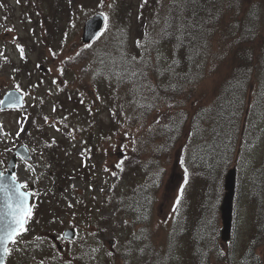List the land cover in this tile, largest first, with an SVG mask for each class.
<instances>
[{"label":"trees","instance_id":"1","mask_svg":"<svg viewBox=\"0 0 264 264\" xmlns=\"http://www.w3.org/2000/svg\"><path fill=\"white\" fill-rule=\"evenodd\" d=\"M51 2L57 22L60 18L62 23L56 39L60 44L66 43L65 52L67 45L72 44L67 29L73 17L82 9L92 12L96 8L93 2L99 0ZM87 3L93 7L85 8ZM225 3L226 0H199L197 19L209 14L219 18L205 25L208 31L197 40L187 33L182 41L175 36L159 35L171 7L170 0H166L149 7L150 14L144 16L147 23L131 47L126 27L116 24V28L106 32L111 33L109 39L99 43L104 31L92 43L98 44L97 56H92L89 45L82 47L79 55L63 61L66 69L91 59L95 65L92 80H78L82 94L77 89L74 95L66 88V102L71 103V108L56 107L52 113V119L61 126L59 137L51 138L50 144L45 145L47 151L39 147L33 152L36 162L46 161L50 170L40 171L47 175L51 185L37 186L32 192L31 205L35 207L26 226L27 249L24 251L19 243L16 248L20 251L14 248L6 264H76L81 260L78 254L64 256L53 243L52 235L61 233L68 224L73 225L69 219L73 211L60 201L58 191L66 189L72 180L92 182L97 171L95 159L99 162L112 158L119 145L125 147L116 161L126 157L123 171L114 167L116 181L101 204L114 207L118 218L128 222V237L119 247L127 260L128 254H133L129 264L136 263L142 255L141 248L145 249L146 264H213L212 260L221 252L218 204L224 193V175L231 167L236 170V190L245 195L251 208L242 245L234 250V255H238L236 264L262 263L257 253L264 246V0H244L231 8L225 7ZM252 14L254 34L249 35L253 30ZM185 15L190 17L191 12ZM146 31L156 43L145 42ZM137 40L145 42V47L138 48ZM132 57L137 62L126 63ZM169 66H173L175 74ZM132 71H137V76L129 78ZM88 92L100 99L91 98ZM101 113L107 114L105 121H100ZM74 118L82 124L71 125L69 121ZM20 142L14 140L15 144ZM2 147L1 154L10 155L13 151L8 142L0 143ZM5 148L11 151L6 152ZM181 156L189 171V182L180 213L173 220L170 238L152 247L145 229L133 234V227L147 226L154 194L171 165L184 176ZM28 175L37 179L30 170ZM118 182L126 185L122 191ZM80 211L83 213L84 209ZM83 215L90 223V215ZM143 215L147 219H138ZM173 235L176 251L173 258L165 260ZM224 259L229 264L227 257Z\"/></svg>","mask_w":264,"mask_h":264},{"label":"rangeland","instance_id":"2","mask_svg":"<svg viewBox=\"0 0 264 264\" xmlns=\"http://www.w3.org/2000/svg\"><path fill=\"white\" fill-rule=\"evenodd\" d=\"M163 1L165 3L166 0H162V4ZM93 3L98 8L99 2ZM104 4L102 10L111 16H109L110 27L108 30L114 29L113 26L116 24H123L126 27L130 47L144 29V23H147L144 16L150 14L149 7L158 5L156 0H148V3L142 9L140 8L141 0H104ZM109 4H114L113 8L109 9L107 7ZM0 5H2L0 6V51L3 52V56L0 57V100L4 93L10 89H17V87L24 94L25 99V106L21 113L18 111L0 113V124L3 125L4 131L8 134L2 136V138L8 141L22 139L29 145L31 159L27 164L22 161L18 162L16 171L18 180L27 182L28 185L32 184L27 175L28 170H30L33 175L40 176V181L49 187L51 185L49 178L47 175L42 174L40 170L43 168L50 169L46 166L45 160H42V163H40L41 161L36 162L32 153L39 147L43 150L45 145L50 144L52 137L60 134V124L54 120L52 121L50 115L55 112L53 107L71 108V103L66 102V88H69L74 95H76L77 89L82 94L81 88L77 87L78 80L83 82H91L92 80V68L95 65L91 64V59L89 63H82L78 66L72 65L66 69H64L63 64L64 60H69L83 47L80 37L85 20L83 18L82 21V16L87 11L76 13L69 24L67 32L71 37L72 44L71 46L67 45L68 51L64 52L66 43L60 44L56 39V31H58L59 25L62 26V23L60 18L57 22L54 16L55 11L51 0H19V3H17V0H0ZM91 6L93 7L92 4L87 3L85 8L89 9ZM138 17L141 19H138ZM9 28L14 29V31H6ZM60 33H57L58 39ZM109 38V35L104 33L99 43L101 44ZM17 45L22 46L24 49L23 58H21ZM97 45L91 47L92 56L98 55ZM159 53L162 54L161 51ZM61 70H63L62 74ZM54 80L55 83H53ZM70 82H73L74 85L69 84ZM90 97L97 99L95 94H91ZM26 117L27 119H25ZM45 117L48 118L47 123ZM105 117H107V114L101 113L100 121H105ZM69 123L71 125L82 124L78 118L70 120ZM21 126L24 130L17 137L16 133ZM76 143L78 144L79 141L76 140ZM52 148L50 147V149ZM115 148L112 158H105L104 160L99 157L102 160L99 162L95 159L97 171L92 182L82 184L79 180H72L66 189L58 191L60 201L73 211L69 219L73 222L72 226L76 231L75 239L71 243L65 242L63 238H59V241L65 245L67 250L70 248L75 249L81 240L85 241L87 246L91 245V249H99L97 252L89 251L87 256L83 254L84 251H80L81 257L86 259L88 264H102L107 252L116 253L119 245L122 244L123 240H126L127 233L130 231L124 220L118 218L117 210L114 207L110 208L101 204L105 196L108 197L110 194V185L113 181H116L112 177L115 170L114 164L117 163V158L125 149L123 145ZM45 149L47 151L48 147H45ZM252 152L254 153L255 149H252ZM29 165L31 169H29ZM167 172L161 188L156 194L152 220L145 230L148 237L151 235L152 247L159 246L161 244L160 240H167L169 229L167 224L163 223L167 222L169 224L170 219H172L171 216L174 215L172 205L175 200L176 188L182 180L181 171L175 169L173 165ZM124 187L126 185L121 186V182H118V189L120 188L122 191L121 188ZM237 195L236 206L238 208L237 210L233 209V215L237 218H235L234 227L232 226L231 229L232 238L229 242L222 241L223 253L229 254L227 257L229 264L237 263L238 255H234V250L241 247L242 236L246 232L245 227H247V222H250L249 212H251V208H248L246 197L240 191H237ZM69 204L73 206L69 207ZM80 208L84 209L83 213H81ZM85 212L90 215V223L83 219ZM108 221L111 222L108 223ZM92 223L94 225L91 231L92 228H88L86 225ZM68 227L69 224L63 228L62 232ZM96 229H100L103 233H94ZM158 235L162 236V239L158 238ZM258 252L261 254L262 248ZM96 253L98 254L96 255ZM212 261L213 264H227L224 257L220 256Z\"/></svg>","mask_w":264,"mask_h":264},{"label":"snow or ice","instance_id":"3","mask_svg":"<svg viewBox=\"0 0 264 264\" xmlns=\"http://www.w3.org/2000/svg\"><path fill=\"white\" fill-rule=\"evenodd\" d=\"M243 2L244 0H226L225 7L231 8L233 6H239ZM17 3H19V0H17ZM147 3L148 0H141L140 8L142 9ZM156 3L158 5H161L162 0H156ZM198 4H199V0H170L171 7L169 9V14L164 17V27L161 29L159 35L175 36L178 41L183 40V36L185 33L191 36L193 40H197L198 38L204 36L205 33L208 31L205 25H207L211 21L217 20L219 16L209 14L207 18L201 17L200 19H197ZM104 6H105L104 0H99V4L97 5V7L103 9ZM113 6L114 4L107 5L109 9L113 8ZM173 12L175 13V15H172ZM188 12H191L190 17L185 15ZM217 13H221V10L217 9ZM252 15H253V20L250 21V23L253 24V30H250V32L248 33L249 35L254 34L255 14ZM98 16L102 18L103 28L101 29L100 32H93V36H96L97 38L104 31H107L108 28L110 27V17L108 13L101 10L98 13ZM139 18L140 17H138V19ZM91 23L94 24V21H92ZM169 29H174V31H169ZM6 31H14V29L9 28L6 29ZM66 35L67 34L65 33V36ZM243 38L244 37H242V39ZM13 39H15V37H13ZM145 42L156 43L157 41L152 40L150 33L146 31ZM145 42L137 40L136 46L138 48H144ZM17 48L21 53V58H23L24 57L23 47L17 45ZM197 51H199V49H197ZM77 55H79V53H77ZM2 56H3V52L0 51V57ZM251 58L252 57L250 56L249 59ZM133 62H137L136 57H132L130 61H126V63H133ZM173 63L178 64V61H174ZM169 70L172 71L173 74H175L173 66H169ZM127 71L128 70L125 69V72ZM249 71H251V69H249ZM62 72L63 70H61V74ZM135 76H137V71L130 72L129 78ZM53 83H55V80L53 81ZM173 87H175V85H173ZM17 91H19L18 87H17ZM21 99L22 97L17 96L16 92H13L9 94L5 100H0V104L15 106V105H19ZM97 99H100V97L97 96ZM81 103H83V100H81ZM169 107H171V105H169ZM53 111H55V107H53ZM25 119H27V117ZM44 119L45 122L47 123L48 118L45 117ZM157 123H159V121H157ZM65 127H67V125H65ZM23 130L24 129L21 126L20 130L17 131L16 136L18 137L20 135V132ZM6 135L8 134L4 131L3 125H0V136H6ZM125 135H127V133H125ZM5 151L10 152L11 149L5 148ZM125 159L126 157L124 159H121L115 165V167L123 171V165ZM0 163H2V161H0ZM180 165L184 169V176H183V183L180 184L178 194L175 197V202L172 205V213L175 214L171 216L173 220L175 219L176 215H179L180 213V205L182 204L185 186L189 182V171L188 168L185 167V159L183 156L180 157ZM28 167L29 169L31 168L30 165ZM105 170L107 171V169ZM6 171L7 170L0 172V264H5V258L10 256L11 252L13 251V248L10 247V245L15 246L19 243H23L22 236L24 233H26L29 230L26 227V225L32 219L33 208L35 207V205H30L28 202L29 197L32 196L33 193L27 191L28 188L27 182H19L18 176L16 175L15 172H13L9 177L6 174ZM113 175H116V173H113ZM113 187H115V185H113ZM101 191H103V189H101ZM72 206L73 205L69 204V207ZM138 219H147V216L143 215L141 217H138ZM124 223L127 224L128 222L125 221ZM209 223H211V221H209ZM139 238L140 237H136V239ZM113 247H115V245H113ZM15 250L20 251L19 248H16ZM98 250L99 249H93L92 251L97 252ZM139 251L141 254H143L145 249L141 248ZM175 251H176V244L173 235L169 241V249H168V253L165 256V260L173 258ZM107 255L111 257L113 253L109 251L107 252ZM220 255H224V253L221 252ZM175 258L178 259V257ZM40 264H44V262L41 261Z\"/></svg>","mask_w":264,"mask_h":264},{"label":"water","instance_id":"4","mask_svg":"<svg viewBox=\"0 0 264 264\" xmlns=\"http://www.w3.org/2000/svg\"><path fill=\"white\" fill-rule=\"evenodd\" d=\"M92 21H94V24L91 23ZM102 26H103L102 18H100L98 14L89 18L83 26L82 41L85 43L91 42L96 37V36H93V32H100V30L102 29ZM13 92H16V95L21 97V95L16 90H10L4 95L2 100H5L7 96ZM21 106H22V99L19 105H15V106L0 104L1 109L17 108ZM16 155H20L24 159H28V153H27L26 148L23 146L18 148L15 151V155L11 158V160L8 163V171L6 174L9 177L11 176L13 172H15ZM234 186H235V171L231 169L228 171V173L225 176L224 189L226 192L223 197L222 205L220 208L221 218H222V223H223L222 237L224 240H227L229 238L230 224H231V205H232V198L234 194ZM29 201H30V197H29ZM64 236L66 238H72L73 230L66 231Z\"/></svg>","mask_w":264,"mask_h":264},{"label":"flooded vegetation","instance_id":"5","mask_svg":"<svg viewBox=\"0 0 264 264\" xmlns=\"http://www.w3.org/2000/svg\"><path fill=\"white\" fill-rule=\"evenodd\" d=\"M120 261H122V258L120 259Z\"/></svg>","mask_w":264,"mask_h":264}]
</instances>
